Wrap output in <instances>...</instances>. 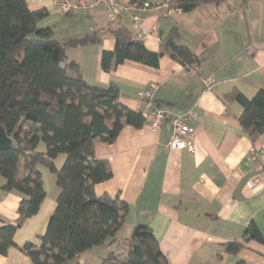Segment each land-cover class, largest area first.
I'll return each mask as SVG.
<instances>
[{"label": "crops", "instance_id": "0c3cea01", "mask_svg": "<svg viewBox=\"0 0 264 264\" xmlns=\"http://www.w3.org/2000/svg\"><path fill=\"white\" fill-rule=\"evenodd\" d=\"M60 1L27 0L31 10L47 11L39 22L49 26L58 40L101 31L111 21L102 4L67 14L59 10ZM131 1L117 0L114 25L130 29L153 51L175 29L176 43L187 46L199 61L186 66L165 54L157 67L125 61L104 71L101 51L114 46L107 33L99 42L68 48L66 60L79 63L90 85L115 84L120 102L134 110L142 111L141 92L151 82L159 83L154 100L169 116L195 110L197 118L191 121L195 151L168 146L169 117L158 131L151 129L148 118L140 128L125 125L112 143L95 141L96 157L107 159L112 171L108 180L95 185V192L118 194L129 206L124 225L129 234L135 224H148L170 264H264V244L242 239L251 221L264 238V181L255 188L248 184L252 176L264 175V163L258 171L249 160L253 144L264 152V133L252 142L238 121L241 105L224 99L232 89L251 97L264 88V0L244 5L224 0L186 13L135 7ZM133 13L141 16L140 25L133 23ZM204 77L215 82L209 91L204 90ZM3 183L0 177V225L14 220L20 201L17 193L1 189ZM43 185L46 195L38 212L17 229L15 245L0 254V264H32L19 247L27 241L39 243L58 193L56 189L49 195L44 177ZM234 241L242 246L229 252L226 244ZM82 254L81 262L73 264H86L91 256Z\"/></svg>", "mask_w": 264, "mask_h": 264}, {"label": "trees", "instance_id": "16d2710c", "mask_svg": "<svg viewBox=\"0 0 264 264\" xmlns=\"http://www.w3.org/2000/svg\"><path fill=\"white\" fill-rule=\"evenodd\" d=\"M144 1L152 0H132L131 4L143 7ZM167 1L170 9L186 13L224 0ZM247 2L239 0L240 5ZM45 16V9L31 10L27 0H0V126L11 139V146L0 150L1 189L20 196L14 220L0 225V254L15 245L17 229L38 212L46 195L40 170L44 167L58 187L55 206L39 243L27 241L19 249L32 264H66L93 246L119 242L129 206L118 194L95 192V185L112 175L108 160L96 157L95 141L112 143L125 125L140 128L146 120L142 111L120 102L115 84H88L79 63L66 60V50L99 42L100 35L109 34L114 46L101 51L104 71L125 61L157 67L165 54L191 65L199 56L176 43L175 29L153 51L130 29L111 21L101 31L58 40L49 26H37ZM224 99L241 105L239 124L255 142L264 133V88L251 97L232 89ZM61 154L64 160L57 166L55 160ZM242 239L264 244L253 221L244 228ZM241 246L234 241L226 249L237 252ZM99 264L170 263L151 227L137 223L130 230L125 251L118 245Z\"/></svg>", "mask_w": 264, "mask_h": 264}, {"label": "built area", "instance_id": "2783aa9c", "mask_svg": "<svg viewBox=\"0 0 264 264\" xmlns=\"http://www.w3.org/2000/svg\"><path fill=\"white\" fill-rule=\"evenodd\" d=\"M102 4L109 11V19L115 21V8L118 5L117 0H62L58 3L59 10L67 14H75L80 11L89 10L95 6ZM143 7H157L163 8L167 11H171L168 6L167 0H152L144 1ZM124 11L128 10V7H122ZM131 19L136 25L141 24V16L137 13L131 14ZM191 66V65H186ZM202 84L204 90L209 91L214 87L215 82L209 78H202ZM161 85L157 82H151L146 89L141 92L142 112L150 121V126L153 131L160 129L162 121L169 117L171 123V135L168 141V146L172 149L187 150L189 153H194V140H195V128L191 126V121L196 120L197 114L194 109H188L181 114L168 115V112L158 106L154 100V91L160 88ZM250 162L255 164L258 171H262L264 163V152L262 148L256 144H253L250 149ZM264 181V175L262 172L252 176L249 179V185L251 187H258Z\"/></svg>", "mask_w": 264, "mask_h": 264}, {"label": "rangeland", "instance_id": "374dc122", "mask_svg": "<svg viewBox=\"0 0 264 264\" xmlns=\"http://www.w3.org/2000/svg\"><path fill=\"white\" fill-rule=\"evenodd\" d=\"M37 26L41 27L44 25H43V23L38 22ZM63 160H64V155L63 154L59 155L57 157V159L55 160L56 165L60 166L62 164ZM40 170L43 173L46 190L49 193V195H51V194H53L54 191L58 190V187L56 186V183H55V177L47 168L40 167ZM128 234H129L128 227L125 226L124 228H122V230L118 234L119 242H116V243L113 242L110 244H109V242H107L103 245L93 246L91 250H89V249L86 250L87 252L85 251V253L82 254V256L83 257L91 256L90 259H87L86 264H99L101 259L104 258L110 250L115 249L116 246H118V245H119V249H123L125 251L126 242L128 240V236H129ZM70 261H67L66 264L67 263L73 264L76 262H79V263L81 262L79 260V258H78V261H77V258L70 260Z\"/></svg>", "mask_w": 264, "mask_h": 264}, {"label": "water", "instance_id": "95a60500", "mask_svg": "<svg viewBox=\"0 0 264 264\" xmlns=\"http://www.w3.org/2000/svg\"><path fill=\"white\" fill-rule=\"evenodd\" d=\"M11 146V139L6 135L3 128L0 126V150H5Z\"/></svg>", "mask_w": 264, "mask_h": 264}]
</instances>
